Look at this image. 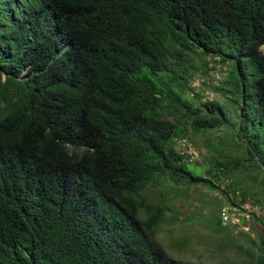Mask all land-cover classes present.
Segmentation results:
<instances>
[{
	"label": "trees",
	"instance_id": "trees-1",
	"mask_svg": "<svg viewBox=\"0 0 264 264\" xmlns=\"http://www.w3.org/2000/svg\"><path fill=\"white\" fill-rule=\"evenodd\" d=\"M263 48L264 0H0V264H177L157 237L192 220L173 197L219 192L221 229L226 205L263 210L264 179L219 184L264 176ZM209 58L229 87L197 104ZM221 130L205 176L178 141ZM242 224L264 264V217Z\"/></svg>",
	"mask_w": 264,
	"mask_h": 264
},
{
	"label": "rangeland",
	"instance_id": "rangeland-1",
	"mask_svg": "<svg viewBox=\"0 0 264 264\" xmlns=\"http://www.w3.org/2000/svg\"><path fill=\"white\" fill-rule=\"evenodd\" d=\"M243 61L249 69L256 70V66L249 59L245 58ZM206 63L209 68L206 71L202 68L191 83V88H194L191 97L197 104H200V101L221 98L222 96L215 89L229 87L227 85L228 73L232 65L218 64L219 61L215 62L210 58L206 60ZM221 102L224 107H228L226 101ZM225 133L224 130L212 131L193 137L192 133L188 132L185 139L178 141L177 149L181 152L186 150L191 155L190 160L207 176L209 167L213 168L219 158L214 146L218 144L219 138L224 137ZM190 136L193 137V146L187 144L189 140L193 142ZM74 148L69 146L71 152ZM82 150V148L78 149L77 152H82ZM228 151L236 158L247 161L248 151L245 148L240 151L233 149H228ZM246 164V167L240 171L230 173L226 179L220 180L219 184L222 187L235 184L251 193H259L264 176L252 170L253 164L249 161ZM255 175L258 176L257 180H254ZM198 190L199 193L192 191V197L188 200L173 197L170 201L171 206L183 212L178 213L181 218L190 216L192 220L184 222L180 219L173 223H165L158 230L157 237L169 254L170 260L177 264H255L258 256L254 248L257 242L256 228L241 223L243 211L233 209L230 213V224L221 229L220 216L217 215L215 208L216 203L208 201L213 198L223 200V197L219 192L207 187H201ZM156 196L158 198L157 193ZM230 208L226 205L223 209L228 211ZM260 216L264 217V209ZM222 224L225 226L228 223L224 221ZM183 243L184 247L179 248L178 245Z\"/></svg>",
	"mask_w": 264,
	"mask_h": 264
},
{
	"label": "built area",
	"instance_id": "built-area-1",
	"mask_svg": "<svg viewBox=\"0 0 264 264\" xmlns=\"http://www.w3.org/2000/svg\"><path fill=\"white\" fill-rule=\"evenodd\" d=\"M187 144H188V146L189 145L192 146L191 143H187ZM240 207H241L240 212L243 211V213H244V215L242 216V219L246 218L247 220L250 219L252 213L259 214L262 211V207L252 200H247V201L243 202ZM237 211H239V210H237ZM230 213H231L230 209L228 211L223 210V213H222L223 222L224 221L226 223L230 222V216H231ZM241 223H242V220H241Z\"/></svg>",
	"mask_w": 264,
	"mask_h": 264
}]
</instances>
